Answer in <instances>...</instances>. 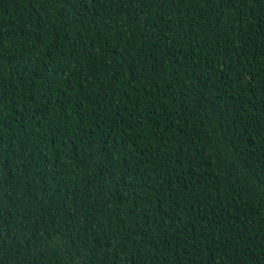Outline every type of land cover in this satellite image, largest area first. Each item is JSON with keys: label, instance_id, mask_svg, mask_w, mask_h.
Listing matches in <instances>:
<instances>
[{"label": "trees", "instance_id": "obj_1", "mask_svg": "<svg viewBox=\"0 0 264 264\" xmlns=\"http://www.w3.org/2000/svg\"><path fill=\"white\" fill-rule=\"evenodd\" d=\"M0 264H264V0H0Z\"/></svg>", "mask_w": 264, "mask_h": 264}]
</instances>
